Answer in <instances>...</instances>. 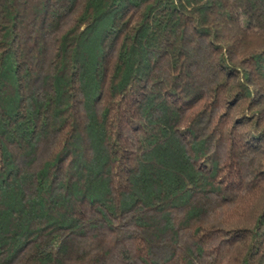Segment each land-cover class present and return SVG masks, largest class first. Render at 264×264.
Listing matches in <instances>:
<instances>
[{
  "label": "trees",
  "instance_id": "trees-1",
  "mask_svg": "<svg viewBox=\"0 0 264 264\" xmlns=\"http://www.w3.org/2000/svg\"><path fill=\"white\" fill-rule=\"evenodd\" d=\"M0 264H264V0H0Z\"/></svg>",
  "mask_w": 264,
  "mask_h": 264
}]
</instances>
